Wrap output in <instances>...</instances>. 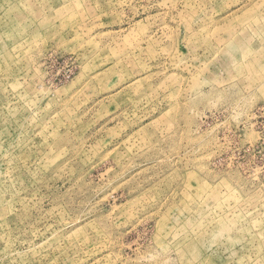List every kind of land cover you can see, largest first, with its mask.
Returning a JSON list of instances; mask_svg holds the SVG:
<instances>
[{
    "label": "rangeland",
    "instance_id": "rangeland-1",
    "mask_svg": "<svg viewBox=\"0 0 264 264\" xmlns=\"http://www.w3.org/2000/svg\"><path fill=\"white\" fill-rule=\"evenodd\" d=\"M0 264H264V0H0Z\"/></svg>",
    "mask_w": 264,
    "mask_h": 264
}]
</instances>
